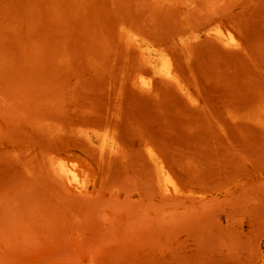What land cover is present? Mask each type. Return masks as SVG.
I'll return each mask as SVG.
<instances>
[{
    "label": "rangeland",
    "instance_id": "374dc122",
    "mask_svg": "<svg viewBox=\"0 0 264 264\" xmlns=\"http://www.w3.org/2000/svg\"><path fill=\"white\" fill-rule=\"evenodd\" d=\"M0 264H264V0H0Z\"/></svg>",
    "mask_w": 264,
    "mask_h": 264
},
{
    "label": "bare ground",
    "instance_id": "6f19581e",
    "mask_svg": "<svg viewBox=\"0 0 264 264\" xmlns=\"http://www.w3.org/2000/svg\"><path fill=\"white\" fill-rule=\"evenodd\" d=\"M197 31V30H196ZM227 36H228V38H229V40H231V41H233V40H235L234 39V36H233V34H232V32H228L227 33ZM182 42V41H181ZM165 72V74H167V76L168 75H171V73H172V64H171V62L170 61H166V63L164 64V71H163V73ZM172 76V75H171ZM167 78V77H166ZM149 79V78H148ZM168 79V78H167ZM147 84H152V83H150V81H149V83L147 82ZM152 86V85H151ZM150 86V87H151ZM95 128V127H94ZM99 128V127H98ZM84 129V128H83ZM110 129V128H109ZM112 130V129H111ZM117 130V129H116ZM99 133V132H98ZM102 133V132H101ZM101 146H100V148H101V150L102 151H104V152H109V154L110 155H113V156H115L117 153H118V145H119V143H118V141H117V139H116V136L114 135V134H111L109 131H106V132H104V134H102V136H101ZM145 144V143H144ZM75 167V166H74ZM76 168V167H75ZM75 168H72L71 169V174H72V176L74 177V178H76L77 177V172H76V169ZM167 179H169V178H167ZM166 179V180H167ZM172 185V184H171Z\"/></svg>",
    "mask_w": 264,
    "mask_h": 264
}]
</instances>
